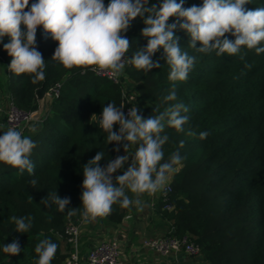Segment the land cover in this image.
Wrapping results in <instances>:
<instances>
[{
    "label": "trees",
    "instance_id": "trees-1",
    "mask_svg": "<svg viewBox=\"0 0 264 264\" xmlns=\"http://www.w3.org/2000/svg\"><path fill=\"white\" fill-rule=\"evenodd\" d=\"M153 3L157 0H149V6ZM202 4L203 0H184L186 8ZM244 7H264V0H249ZM176 22L175 17L168 21ZM144 27L137 17L124 33L131 42L128 58L147 45V38L141 35ZM175 35L180 46L197 57L186 81H169L170 69L161 49L153 56L161 67L144 71L130 64L121 71L119 85L98 78L91 67L69 69L53 61L58 42L50 36L45 38L42 26L37 32V46L46 61V78L34 84L29 75L17 76L8 70L12 57L3 44L10 38L4 37L0 43V62L6 65L4 88L19 107L34 111L38 98L51 87L60 83L61 90L60 96L49 102L42 126L26 134L37 145L31 156L35 175L27 171L20 174L0 163V264H34L38 258L35 245L45 238L58 244L51 264H66L71 248L58 234L81 218L79 213L69 216L67 210L82 205L83 165L99 151L106 153L101 166L122 154L121 145L119 153L114 151L118 145H107L106 133L91 118L101 115L102 107L110 102L122 107V91L127 84L131 85L134 106L145 118L156 114L154 109L163 111L177 102L164 100L173 86L177 100L189 108L183 132L172 127L165 130L169 141L163 148L164 159L173 152L183 157L170 174L169 196L174 209L164 210L161 196L154 206L168 221L169 230L177 236L190 235L200 246L201 257L194 260L196 264H264V53L257 55L242 48L235 55L217 56L214 51L200 54L188 47L191 37L186 31L177 27ZM226 36L235 39L231 34ZM114 130L118 132V124ZM189 131L195 135H188ZM205 131L208 136L201 139L200 133ZM136 147L132 145L131 153ZM32 179L38 180L36 187L30 185ZM56 190L62 198L71 199L65 212L41 203L48 192ZM126 214L127 208L114 205L100 223L117 227ZM26 215L33 217V227L28 233L15 231L9 217ZM13 239L19 240L21 252L9 256L2 249Z\"/></svg>",
    "mask_w": 264,
    "mask_h": 264
},
{
    "label": "clouds",
    "instance_id": "clouds-1",
    "mask_svg": "<svg viewBox=\"0 0 264 264\" xmlns=\"http://www.w3.org/2000/svg\"><path fill=\"white\" fill-rule=\"evenodd\" d=\"M249 0H203L202 6L184 7V0H157L149 6V0H0V43L4 37V50L12 57L8 70L20 76L27 74L32 83L45 80L46 61L38 50L37 32L42 26L45 38L49 36L58 42L53 61L65 68H96L119 72L125 61L137 70L151 71L161 67L153 56L163 49L164 59L169 66V81H186L196 64L197 57L190 55L179 44L175 30L186 31L191 41L189 48L200 54L215 52L217 56L235 55L242 48L254 50L257 55L264 53V7L245 9ZM137 17L145 27L141 35L147 38V45L139 47L131 58H125L131 42L124 35ZM175 17L176 23H168ZM180 21H183L182 23ZM231 34L235 39L227 38ZM200 44L197 47V44ZM251 67V65H246ZM170 104L163 111L154 109L149 117L139 114L137 106L128 109L114 102L102 107L101 115L93 114L98 127L106 133V142L123 145L125 155L109 159L106 166L100 162L105 157L99 151L83 165V182L79 208L68 209L70 197H61L57 190L48 192L41 201L46 207L57 206L60 212L69 216L79 213L84 223L109 215L114 205L128 208L135 204L142 207L140 196L154 195L167 185L169 176L182 163L179 152H173L164 159V145L169 141L167 127L184 131L188 123L189 108L177 100L175 87L164 97ZM119 125L118 132L114 130ZM188 135H195L189 131ZM208 133L201 132L204 139ZM136 145L129 155L130 146ZM36 143L15 127H9L0 135V163H4L23 174L35 175V165L31 159ZM183 144H181V147ZM130 161V166L122 175H116ZM37 179L30 185L36 187ZM128 192L132 193L130 197ZM15 231L28 233L33 227V217L11 216ZM3 252L9 256L19 255L21 245L18 239L4 244ZM58 244L49 238L41 239L35 245L37 259L34 264H51Z\"/></svg>",
    "mask_w": 264,
    "mask_h": 264
},
{
    "label": "built area",
    "instance_id": "built-area-1",
    "mask_svg": "<svg viewBox=\"0 0 264 264\" xmlns=\"http://www.w3.org/2000/svg\"><path fill=\"white\" fill-rule=\"evenodd\" d=\"M125 58H128L126 53ZM130 63L125 61V67L119 72L112 70H100L96 68L90 69L95 76L101 79L111 81L113 84L119 85L122 82L121 71L126 69ZM131 85L127 84L123 87L122 107L125 115L127 116L128 109L134 106V96L130 91ZM61 84L57 83L51 87L43 97L38 98V106L34 111H28L19 107L14 100L10 97L8 102V108L5 114L4 124L0 122L1 135L3 131H6L9 127H15L21 130L25 135L30 132H35L44 123L49 102L57 99L60 96ZM116 174H114L115 178ZM170 185L165 186L161 191L162 203L164 204V210L172 211L174 205L171 204ZM85 223L82 218L76 222H70L63 233L58 234L60 239H63L71 248L69 251V257L66 260V264H122V253L120 250L119 240L114 238L110 241L99 242L96 246L88 251L86 255L81 252L80 235L81 228ZM143 247L152 251L154 254L161 258H172L181 253L192 258L193 260H199L201 257L200 246L192 239L188 234L177 236L172 231L162 237L148 238L143 241Z\"/></svg>",
    "mask_w": 264,
    "mask_h": 264
},
{
    "label": "crops",
    "instance_id": "crops-1",
    "mask_svg": "<svg viewBox=\"0 0 264 264\" xmlns=\"http://www.w3.org/2000/svg\"><path fill=\"white\" fill-rule=\"evenodd\" d=\"M9 98V93L7 96L0 97L1 124H4L5 121ZM131 151H133L132 146L128 149V154H132ZM121 152V155L126 154L124 152L123 145H121ZM129 166L130 161L127 163V167ZM115 174L122 175V172L118 170ZM171 181L172 176L170 175L167 184L171 183ZM128 195L130 197L133 196L130 192H128ZM160 195L161 191L154 195H141L139 198L143 206L137 207L135 204L130 205L127 208V214L123 222L117 227H108L105 224L100 223L103 217H99L95 221L85 223L81 228L80 235L82 254L86 255L88 251L99 242L110 241L117 238L119 240L120 250L122 253V264H196L193 259L183 253L172 258L165 259L143 247V241L145 239L162 237L167 235L170 231L168 221L161 217L156 212L154 207ZM98 239L103 240L98 241Z\"/></svg>",
    "mask_w": 264,
    "mask_h": 264
},
{
    "label": "rangeland",
    "instance_id": "rangeland-1",
    "mask_svg": "<svg viewBox=\"0 0 264 264\" xmlns=\"http://www.w3.org/2000/svg\"><path fill=\"white\" fill-rule=\"evenodd\" d=\"M1 64H0V97L1 96H7V94H8L7 90L4 88V80H5V75H6V65L2 64V67H1ZM129 155H131V154H129ZM129 161H131V158ZM123 171H122V174H123ZM169 184L170 183H168L167 185H169ZM101 240H103V239H100V240L98 239V241H101Z\"/></svg>",
    "mask_w": 264,
    "mask_h": 264
}]
</instances>
